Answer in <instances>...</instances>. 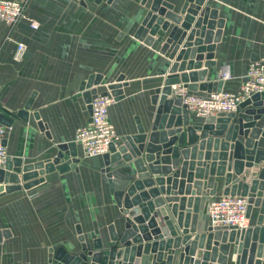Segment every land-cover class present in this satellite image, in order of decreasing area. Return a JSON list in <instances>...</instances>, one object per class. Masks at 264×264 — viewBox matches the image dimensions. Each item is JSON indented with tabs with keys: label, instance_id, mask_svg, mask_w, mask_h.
Masks as SVG:
<instances>
[{
	"label": "crops",
	"instance_id": "0c3cea01",
	"mask_svg": "<svg viewBox=\"0 0 264 264\" xmlns=\"http://www.w3.org/2000/svg\"><path fill=\"white\" fill-rule=\"evenodd\" d=\"M13 1L25 2V17L12 26L0 20V105L16 114L30 99L33 102L28 121L12 117V127L4 138L7 156L21 158L24 164L47 161L55 157L59 144L74 142L77 128L90 121L79 87L91 74H102L104 83L123 74L129 82L124 87L126 97L115 101L109 111L120 138L136 131V117L148 129L155 110L151 96L172 63L167 54L159 53L163 38L156 37L152 47L134 38L152 0H86L85 4L75 0ZM167 1L179 8L184 0ZM205 5L217 9L224 19L215 51L217 65L207 70L206 81H217L227 73L222 91L236 92L249 63L264 58V0H206ZM31 19L39 24L37 29L31 27ZM20 43L25 49L17 58ZM104 83L99 91L106 89ZM194 93L208 94L201 90ZM34 111L39 112L51 138L39 130ZM203 119L192 113V123L202 124ZM77 150V171L45 174V182L39 186L0 197V231H9V237L0 240V264H49L50 249L56 251L61 246L75 253L80 249L77 225L90 246L97 238L108 245L110 225L115 224L119 232V212L103 172L102 156L86 157L80 147ZM262 166L246 168L239 177L234 174L233 181L243 178L249 183L253 172ZM120 171L135 172L132 163ZM149 176L155 179L158 175L149 171ZM223 182L220 177L215 196L203 190L198 232L203 231L202 218L207 225L212 223L208 206L223 195ZM158 210H164L176 223L168 204ZM257 211H252L250 226ZM215 238L219 239L218 233ZM179 252L177 249L175 262ZM234 259L231 248L229 264Z\"/></svg>",
	"mask_w": 264,
	"mask_h": 264
},
{
	"label": "water",
	"instance_id": "95a60500",
	"mask_svg": "<svg viewBox=\"0 0 264 264\" xmlns=\"http://www.w3.org/2000/svg\"><path fill=\"white\" fill-rule=\"evenodd\" d=\"M205 4L206 0H184L176 8L167 0H152L141 17L134 38L149 47L156 43V37L163 38L159 53L167 54L172 63L151 96L155 110L148 129L136 117V131L112 143L102 155L103 172L119 212V232L115 224L110 225L107 247L99 238L90 246L77 225L80 249L75 253L63 246L50 249L49 264H229L231 248L235 255L232 264H264V93L243 101L237 112L206 117L202 124L192 123V113L173 95V86L179 85L192 92L223 89L222 77L206 81V76L207 70L217 65L215 51L224 19L217 9ZM103 83L102 74H91L80 84L90 117L92 101L98 96L111 95L116 102L126 97L124 87L129 82L125 75L104 83L106 89L99 91ZM32 102L30 99L16 114L0 105V124L12 127V117L28 121ZM32 114L39 130L51 138L39 112ZM79 162L75 142L59 144L55 157L47 161L24 164L21 158L7 156L0 167V197L39 186L45 182V174L77 171ZM127 163H132L134 173L120 171ZM262 164L249 183L243 178L233 181L234 174L242 176L246 168L254 170ZM149 171L158 176L150 178ZM220 177L224 178L223 195L247 198L248 218L257 208L255 222L239 230L213 225L210 220L207 225L202 218L203 231L198 232L203 190L215 196ZM165 204L175 224L168 213L158 210ZM2 237H9V231H0V240ZM177 249L181 252L175 262Z\"/></svg>",
	"mask_w": 264,
	"mask_h": 264
},
{
	"label": "built area",
	"instance_id": "2783aa9c",
	"mask_svg": "<svg viewBox=\"0 0 264 264\" xmlns=\"http://www.w3.org/2000/svg\"><path fill=\"white\" fill-rule=\"evenodd\" d=\"M24 10V1L0 0V20L8 25L12 26L25 17ZM30 24L34 29L39 27V24L32 19ZM24 49V44L20 43L17 48V58L22 55ZM222 78L228 79L229 74L223 73ZM256 93H264V58L249 63L245 79L236 92H212L201 96L179 85L174 89L173 95L182 99L188 111L198 117L206 118L220 113L237 112L240 104ZM114 103L115 100L111 95L95 98L92 101V115L89 123L77 128L74 142L83 150L86 157L102 156L109 151L112 143L120 140L109 115L110 107ZM6 130L7 128L0 124V167L4 165L7 157L4 145ZM247 206V198L222 195L209 203L208 216L214 225L246 229L250 226Z\"/></svg>",
	"mask_w": 264,
	"mask_h": 264
}]
</instances>
